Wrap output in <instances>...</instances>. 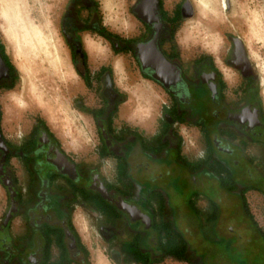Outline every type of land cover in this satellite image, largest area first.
Returning <instances> with one entry per match:
<instances>
[{
    "label": "flooded vegetation",
    "instance_id": "1",
    "mask_svg": "<svg viewBox=\"0 0 264 264\" xmlns=\"http://www.w3.org/2000/svg\"><path fill=\"white\" fill-rule=\"evenodd\" d=\"M129 9L136 21L129 37L103 26L98 0H65L60 14L82 83L73 105L89 115L98 138L91 161L69 152L39 117L23 121L22 140L10 138L1 99L20 76L0 35V264H88L77 207L115 264H264V229L252 210L264 204L258 78L230 35V49L219 56L234 70L231 82L202 45H177V30L196 14L191 0L171 8L166 0H134ZM83 32L124 57L132 82L150 85L163 101L158 116L127 122L121 108L130 94L116 84L112 56L91 61ZM178 125L196 130L195 151H185ZM106 159L113 161L109 174Z\"/></svg>",
    "mask_w": 264,
    "mask_h": 264
},
{
    "label": "clouds",
    "instance_id": "2",
    "mask_svg": "<svg viewBox=\"0 0 264 264\" xmlns=\"http://www.w3.org/2000/svg\"><path fill=\"white\" fill-rule=\"evenodd\" d=\"M197 8V16L187 19L175 34V41L182 49H189L197 45H202L205 52L212 54L216 59V64L226 81L231 82L235 73L234 70L226 65L218 55L222 38L219 33L214 32L211 25L216 21L210 15L212 5L206 0H193ZM55 7V5L50 6ZM98 11L102 18V24L105 28L114 33L121 34L125 37L131 36L136 29V22L127 10L126 0H98ZM264 23V8L259 12L253 11L248 16V23L252 28L251 38L248 39L250 58L256 66L262 82H264V28L258 32L256 24ZM81 39L86 49L93 54H106L112 56V68L116 77V84L125 92L130 94L129 105L130 111L126 116V120L132 125H143L153 120L159 115V103L162 99L155 93L145 91L149 86L143 82H132V79L126 69L124 57L121 54L113 55L107 43L93 32L81 33ZM259 42L260 47H254L252 40ZM9 99L14 102L7 105L4 110L3 126L11 133L10 138L22 140L24 136L23 129V112L26 105L20 100V97L14 92L9 95ZM84 121L78 129V136L70 141V147L75 152L89 151L94 147V135L90 131L89 121L81 116ZM177 132L182 137L184 149L186 152L195 151L198 147L197 132L190 129L186 125H178ZM155 134V133H153ZM203 157L204 153H198ZM104 169L110 170L113 167V161L104 160ZM75 220L81 225V231L87 233L89 231L86 214L83 209L77 207L74 214ZM94 232L95 229H92ZM88 238L87 236L85 237ZM93 264H113L112 260L105 254V251L96 247L93 249ZM165 264H177V262L169 258Z\"/></svg>",
    "mask_w": 264,
    "mask_h": 264
},
{
    "label": "rangeland",
    "instance_id": "3",
    "mask_svg": "<svg viewBox=\"0 0 264 264\" xmlns=\"http://www.w3.org/2000/svg\"><path fill=\"white\" fill-rule=\"evenodd\" d=\"M133 1L134 0H126V5L128 12L134 18L133 14L129 9V6L130 4H132ZM177 1L178 0H166L167 6L171 8L176 4ZM19 2L20 4H22L20 5V8L22 6V9L20 10V12L22 11L21 12V20L23 24L22 28L24 29L23 30L24 32L22 33L27 32L29 38L34 39L35 51H33V47L27 49V42L24 40V38H22L21 35H19L20 37L18 40V46L19 48L23 49L25 53L29 51L30 56L31 54L35 55L36 53L34 58L41 66L39 67V69L42 68V70L44 71L43 74L46 76V80L48 78L51 79L49 81H51L52 83L53 82L56 83V87L59 89L60 94L66 100L69 112L73 116V124L71 125L70 131H71V136L76 137L79 134L78 129L84 123V121L81 120L80 117L81 116L85 117V116L71 105V99L73 95L75 97V93H77V88L80 87L78 77L76 74H74L73 79H70L65 75L68 74L69 68H71L72 71L74 72L70 60L69 51L63 41L62 35L59 30V18L65 0H20ZM225 4L226 5L224 6L222 11L223 19L221 20L218 29L219 30L218 32L222 38V44L220 45L218 55H222V56L226 55V53L228 52L231 46L228 35H232V36L240 37L242 39L250 58L248 39L251 38L252 28L248 23V16H250L253 11L259 12L262 8H264V0H225ZM53 5H55V7H50ZM40 28H42L43 30ZM261 28H264V23L258 22L256 24V30L259 32ZM0 35L6 47V43L1 31H0ZM252 43L254 47L256 48L260 47L258 41L253 39ZM32 51L34 53H32ZM8 54L12 59L11 54L9 52ZM255 72L258 75V72L256 71V66H255ZM259 82L262 89V95L264 96V82H262L261 78H259ZM90 131L94 135L91 125H90ZM95 143L96 141L94 136V145ZM252 210L254 212L253 215L256 217L257 223L262 227V229H264V204L259 203L255 207H252ZM96 247H100L105 251L106 245L100 238L96 237L95 239H93V246L91 249V253L89 255L90 260L88 264H93V249ZM166 260L160 261L157 264H165ZM171 260L177 262V264H194L191 261L185 259H171Z\"/></svg>",
    "mask_w": 264,
    "mask_h": 264
},
{
    "label": "bare ground",
    "instance_id": "4",
    "mask_svg": "<svg viewBox=\"0 0 264 264\" xmlns=\"http://www.w3.org/2000/svg\"><path fill=\"white\" fill-rule=\"evenodd\" d=\"M19 1L20 0H0V31L5 40L7 51L12 56L13 64L20 74L19 89L14 91V93L17 94L20 97V100L27 106L25 110L33 109L43 111L59 136L64 138L66 135H69L71 138H74L75 136H71L70 131L71 125L73 124V116L69 112L66 100L56 87V83H52L49 81L51 79L48 78L46 80V76L43 74L44 71L42 68L39 69L41 66L34 58L36 53L35 55L31 54L30 56L29 51L25 53V51L18 46V40L20 37L19 35H21L22 38H24V40L27 42V49L33 47V51H35L34 39H30L27 32L22 33L24 32L21 20L22 11L20 12L22 9V6L20 8V5L22 4H20ZM191 1L193 3V0ZM206 2L212 5L210 15H212L213 19L216 21L211 25V27L213 28L214 32L219 33V25L223 19L222 11L226 5L225 0H206ZM193 5L196 10V17L198 10L194 3ZM33 51L32 53H34ZM87 52L91 61H94L97 58H107L106 54H93L88 50ZM74 74L75 73L72 71V69L69 68L68 74L65 75L66 77L73 79ZM144 84L149 86L147 89H145V91L153 93L150 85L148 83ZM11 93L13 92L8 93L6 96V99L9 103L8 105L14 103L9 99V95ZM123 111H125V108Z\"/></svg>",
    "mask_w": 264,
    "mask_h": 264
},
{
    "label": "crops",
    "instance_id": "5",
    "mask_svg": "<svg viewBox=\"0 0 264 264\" xmlns=\"http://www.w3.org/2000/svg\"><path fill=\"white\" fill-rule=\"evenodd\" d=\"M249 56V55H248ZM250 59V58H249ZM250 61H251V59H250ZM252 62V61H251ZM73 67V66H72ZM73 70H74V68H73ZM74 72H75V70H74ZM76 74V73H75ZM77 75V74H76ZM78 77V76H77ZM257 78H258V80H259V74H258V76H257ZM78 80H79V83H80V87H78L77 88V91H79V90H82V83H81V80L79 79V77H78ZM19 85H20V83H19ZM261 86V85H260ZM19 89V86L17 87V88H15V89H13V90H10V91H8V92H6L3 96H2V99H1V103H2V106H3V116H4V110H5V107L9 104L8 103V100L6 99V95L9 93V92H14V91H17ZM262 90V89H261ZM75 96H76V93H75ZM130 96V95H129ZM264 97V96H263ZM73 99H74V95H73V97H72V99H71V105L73 106V107H75L74 105H73ZM130 105H125V106H123L122 108H121V112H122V114L124 115V114H127V113H129V110H130ZM76 108V107H75ZM125 108V111H123V109ZM78 111H80L87 119H88V121H89V123H90V125L92 126V129H93V132H94V136H95V141H96V143H95V145H94V147L93 148H91L89 151H81V152H75V151H73L72 149H71V147H70V141H71V137L69 136V135H66V137H61V136H59V134L58 133H56L54 130H53V126L51 125V123L49 122V120L47 119V117H46V115L44 114V112L43 111H40V110H33V109H27V110H24V112H23V117H24V119H23V121H32V120H34V118L35 117H39V119H41V120H43V121H45L46 122V124L56 133V135H58L60 138H61V140L63 141V143H64V146H65V148L69 151V152H72V153H74L76 156H78V158L79 159H86V160H88V161H91V160H95V159H97V156H98V154H97V152H98V148H99V143H98V138H97V135H96V132H95V128H94V126H93V123L91 122V120H90V118H89V115L85 112V111H83V110H81V109H78V108H76ZM104 168V167H103ZM105 170V169H104ZM105 172H106V174H109V170H105ZM76 227H77V229H78V231L80 232V234H81V236L83 237V239L86 241V242H88V245L90 246V253H91V249H92V246H93V239H95L96 237L97 238H99V236L95 233V231L93 232L92 231V227H91V223H88V227H89V231H88V233H84V232H82L81 231V225L76 221ZM88 237L87 239L85 238V237Z\"/></svg>",
    "mask_w": 264,
    "mask_h": 264
},
{
    "label": "water",
    "instance_id": "6",
    "mask_svg": "<svg viewBox=\"0 0 264 264\" xmlns=\"http://www.w3.org/2000/svg\"><path fill=\"white\" fill-rule=\"evenodd\" d=\"M229 38L235 42V44L237 45V49L238 51L241 53V55L243 56L245 62L250 66V69L252 70V72L254 73V75L257 77V73L255 72V65L250 61L247 50L245 48V45L242 41V39L240 37L237 36H232L230 35Z\"/></svg>",
    "mask_w": 264,
    "mask_h": 264
}]
</instances>
